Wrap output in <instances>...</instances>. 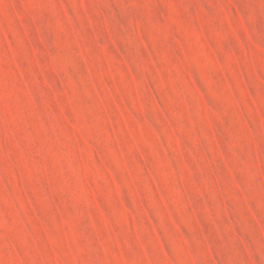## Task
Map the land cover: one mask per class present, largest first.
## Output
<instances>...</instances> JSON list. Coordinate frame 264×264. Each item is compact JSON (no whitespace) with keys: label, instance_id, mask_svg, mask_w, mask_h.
<instances>
[{"label":"rangeland","instance_id":"374dc122","mask_svg":"<svg viewBox=\"0 0 264 264\" xmlns=\"http://www.w3.org/2000/svg\"><path fill=\"white\" fill-rule=\"evenodd\" d=\"M0 264H264V0H0Z\"/></svg>","mask_w":264,"mask_h":264}]
</instances>
